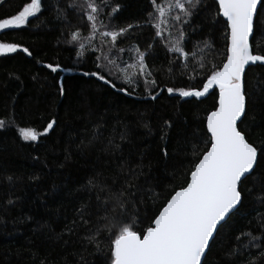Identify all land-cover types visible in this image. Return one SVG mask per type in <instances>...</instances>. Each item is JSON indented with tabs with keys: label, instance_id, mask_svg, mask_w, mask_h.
<instances>
[{
	"label": "trees",
	"instance_id": "obj_1",
	"mask_svg": "<svg viewBox=\"0 0 264 264\" xmlns=\"http://www.w3.org/2000/svg\"><path fill=\"white\" fill-rule=\"evenodd\" d=\"M28 2L0 0V18H11ZM65 2L44 0L47 6L40 14L49 15L41 17L36 26L0 32V43L24 45L33 54L29 57L18 51L0 55V119L12 121L0 129V264H108V242L101 237V251H97L85 239L97 224V202L86 189L88 180L100 174L99 178L108 184L113 179L123 182L129 167L142 170L143 175L133 183L140 188L136 194L140 227H146L170 195L185 186L197 158L191 151L192 144L199 143V137L204 135L206 116L216 101L213 95L180 98L166 90L155 100L149 99L167 87H202L199 80L204 76L199 69L182 75L179 62L171 66L170 73L168 61L173 54L167 52L150 27L131 31L120 47H138L146 53V63L158 84L151 95L143 84L125 94L117 89L128 85H122L118 79H113L117 85L114 89L96 77L83 75L99 71L94 57L87 52L78 56L79 48L69 40L70 34L77 30L89 35V26L86 30H71L66 40H57L42 50L24 40L30 31L39 28L62 36L72 16L83 18L79 12L70 13L67 19L58 18V6L63 7ZM114 3L120 5V11L111 20L113 27L143 23L152 10L150 0H114ZM215 13L214 0H204V7L192 17L189 28L192 43L211 44L212 50L207 51L210 65L222 64L226 51V30L222 18ZM103 19L109 23L107 17ZM100 39L97 35L94 44L98 45ZM257 45L264 51V38H258L254 47ZM122 58L132 62L130 53L122 54ZM47 64H59L70 70L52 73L45 67ZM189 74L197 75L198 79L189 80ZM246 81V115L239 126L251 142L264 146V66H252ZM53 119L56 121L53 130L36 142L24 141L19 135L21 127L42 132ZM165 121L172 126L168 128ZM97 130L99 138L94 139ZM110 139L120 145L119 151L111 149ZM199 146L201 152L206 150L203 144ZM261 183H264V160L255 175L245 182L244 204L224 222L207 254V264H240L244 259L228 253L241 230L251 229L259 234L253 217L260 207L256 196L264 191ZM85 205L93 213L84 216L90 221L87 225L80 218ZM251 252L256 255L250 259L260 264L258 250L253 248Z\"/></svg>",
	"mask_w": 264,
	"mask_h": 264
},
{
	"label": "snow or ice",
	"instance_id": "obj_2",
	"mask_svg": "<svg viewBox=\"0 0 264 264\" xmlns=\"http://www.w3.org/2000/svg\"><path fill=\"white\" fill-rule=\"evenodd\" d=\"M150 4L152 10L143 23L122 28L111 25V20L120 11V5L114 0H66L63 7L58 6V18L67 19L70 13L79 12L88 22L89 35L84 36L77 30L70 34L69 40L79 48L78 56L83 57L87 52L94 57L99 71L84 72L83 75L96 77L114 89L117 85L113 79H118L122 85H128L117 89L125 94H131L130 89L134 91L143 84L151 95L158 84L146 63V53L138 47H120L131 31L150 27L167 52L173 54L168 61L170 73L171 66L177 62L182 75L196 73L198 69L204 72L199 80L202 87H167L160 91L166 90L169 95L180 98L199 99L213 95L216 97L214 109L206 116V131L199 137V143L192 144L191 151L197 158L187 174L185 186L170 195L146 227H140L142 222L138 220L136 208V194L140 188L133 183L143 175L142 170L129 167L123 182L113 179L112 184H108L99 178L100 174L88 180L86 189L97 202V224L85 239L95 245L97 251H101V237L108 242V264H207V254L222 232L224 222L244 204L245 182L255 175L256 168L264 160V146L251 142L239 126L246 115L247 71L252 66H264V51L259 45L254 47L258 38H264V0H214L215 16L222 18L226 30V51L220 65L209 64L207 51H211L212 46L208 41L192 43L189 36L192 17L204 7V0H150ZM46 6L44 0H30L18 14L0 18V32L26 26L29 19L38 17ZM105 9L109 11L105 12ZM104 17L109 23L104 22ZM97 35L101 39L95 45ZM189 43H192L190 49ZM152 46L150 44L149 48ZM18 51L29 57L33 55L27 47L0 43V55ZM126 52L131 54L132 62L122 58ZM45 67L52 73L70 70L59 64ZM188 79L196 81L198 77L189 74ZM59 94L64 95L62 83ZM159 94L151 95V99L155 100ZM11 122V118L0 119V129ZM55 124V119L49 121L42 132L30 127H21L18 131L24 141L36 142L53 130ZM165 125L172 126L168 121ZM93 138H99L98 130ZM108 144L114 152L120 150V145L113 140L110 139ZM200 144L206 150L201 152ZM164 155H168L166 149ZM261 188L264 189V183ZM256 201L260 207L253 220L259 234H254L251 229L241 230L228 253L231 257H243L240 264H256L250 259L251 255H256L251 252L253 248L258 250L257 260L264 264V191L256 196ZM8 203L13 204V201ZM80 212L82 222L89 224L90 221L84 219L85 215L93 214L88 206Z\"/></svg>",
	"mask_w": 264,
	"mask_h": 264
},
{
	"label": "rangeland",
	"instance_id": "obj_3",
	"mask_svg": "<svg viewBox=\"0 0 264 264\" xmlns=\"http://www.w3.org/2000/svg\"><path fill=\"white\" fill-rule=\"evenodd\" d=\"M48 15H49L48 12L42 13L40 15L38 14V17L30 18L29 23L27 25L36 26L38 20L41 17H45ZM87 28H88V23L85 21L84 18H76V17L74 18V16H72L71 20L69 21V25L67 26V31L64 32V35L61 36L59 35V33L53 30H44L39 28L37 30L30 31L28 35L24 38V40L27 41L28 43L33 44L36 49L42 50L44 48H47L57 40L58 41L66 40L71 30L74 29L86 30ZM20 46L25 47L24 45H20Z\"/></svg>",
	"mask_w": 264,
	"mask_h": 264
},
{
	"label": "water",
	"instance_id": "obj_4",
	"mask_svg": "<svg viewBox=\"0 0 264 264\" xmlns=\"http://www.w3.org/2000/svg\"><path fill=\"white\" fill-rule=\"evenodd\" d=\"M158 92H161V91L159 90ZM149 99H151V97H150ZM238 123H239V122H238Z\"/></svg>",
	"mask_w": 264,
	"mask_h": 264
}]
</instances>
